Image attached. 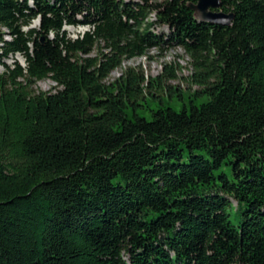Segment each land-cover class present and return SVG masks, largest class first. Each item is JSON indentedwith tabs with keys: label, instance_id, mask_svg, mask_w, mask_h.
I'll list each match as a JSON object with an SVG mask.
<instances>
[{
	"label": "trees",
	"instance_id": "16d2710c",
	"mask_svg": "<svg viewBox=\"0 0 264 264\" xmlns=\"http://www.w3.org/2000/svg\"><path fill=\"white\" fill-rule=\"evenodd\" d=\"M220 2L228 27L196 0H0V264H264V0ZM170 45L197 91L105 84Z\"/></svg>",
	"mask_w": 264,
	"mask_h": 264
},
{
	"label": "rangeland",
	"instance_id": "374dc122",
	"mask_svg": "<svg viewBox=\"0 0 264 264\" xmlns=\"http://www.w3.org/2000/svg\"><path fill=\"white\" fill-rule=\"evenodd\" d=\"M154 17V15L151 16ZM38 19L31 22L29 27H24L23 30L26 31L29 28H38ZM67 36L71 39L82 35L88 30L85 26H65L63 28ZM152 33L156 34H166L168 31L165 27H154L151 29ZM8 39V36H6ZM98 46H95L92 52L89 54L90 57H95L99 54ZM14 60L18 61L19 64L23 65V59L21 56H15ZM7 65L12 64V58L4 61ZM167 66L174 73L175 78L169 79L164 76V67ZM128 68L135 69L142 73L146 81H151L162 76V81L160 85L164 90H159V94L166 95V88L170 87L177 91H184L188 93H193L199 89V86L192 83L191 76L193 75V68L191 66V60L189 56L184 52V50L177 45L164 46L162 48H150L147 53L143 56L134 57L131 59H124L119 68L111 72L109 77L105 80V84H111L115 82L121 74ZM4 72V68L0 65V75ZM55 83L49 79H44L37 82L33 89L37 92H49L54 91ZM153 90V89H152ZM158 93H155L157 95ZM149 103L147 106L146 102L141 103L143 107H137V114L141 117L150 118V112L148 110H154L157 107L158 101ZM166 104L172 108H179L180 103L169 100L167 98ZM199 104V103H198ZM235 206V202H233ZM230 219L232 223L237 224L238 220L234 213L231 212Z\"/></svg>",
	"mask_w": 264,
	"mask_h": 264
},
{
	"label": "water",
	"instance_id": "95a60500",
	"mask_svg": "<svg viewBox=\"0 0 264 264\" xmlns=\"http://www.w3.org/2000/svg\"><path fill=\"white\" fill-rule=\"evenodd\" d=\"M189 9L195 13L196 20L211 25L228 27L233 18L232 14L221 10L220 0H196L195 4L189 5Z\"/></svg>",
	"mask_w": 264,
	"mask_h": 264
}]
</instances>
